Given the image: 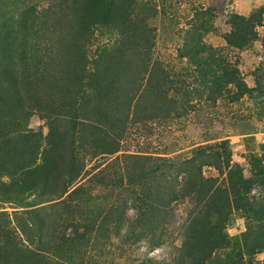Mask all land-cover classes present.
<instances>
[{
  "label": "trees",
  "instance_id": "trees-1",
  "mask_svg": "<svg viewBox=\"0 0 264 264\" xmlns=\"http://www.w3.org/2000/svg\"><path fill=\"white\" fill-rule=\"evenodd\" d=\"M53 1L39 8L37 0H0V201L21 209L12 216L0 213V264H83L81 252L94 232L100 241L109 240L128 224V241L158 230L163 236L174 206L185 203L191 205L188 221L171 264H208L217 250L228 248L225 229L235 211L249 221L241 256L216 264H253L254 255L264 250L263 160L253 161L260 173L253 186L242 181L227 152L212 147L197 148L187 159L117 156L77 183L75 161L61 169L60 160L69 150L61 149L65 138L70 136L73 146L81 128L98 129L101 121L104 129L111 126L110 141L108 135L101 141L92 134L93 150L101 145L100 154L114 155L129 119L186 112L194 97L205 95L237 100L259 88L264 92L263 83L250 88L237 66L217 55L194 26L189 35L196 39L189 40L183 55L198 73L200 87L182 90L159 63H151L153 29L145 16L135 17V0ZM229 22L227 43L244 48L259 37L264 6L249 16L231 13ZM96 28L119 31L120 39L115 48H101L90 63L86 50ZM175 90L182 99L169 95ZM149 91L151 99H145ZM34 112L46 119L47 136L28 129ZM44 142L48 146L41 152ZM207 166L226 177H206ZM52 201L57 202L51 207H38ZM89 205L93 209H83Z\"/></svg>",
  "mask_w": 264,
  "mask_h": 264
},
{
  "label": "rangeland",
  "instance_id": "rangeland-1",
  "mask_svg": "<svg viewBox=\"0 0 264 264\" xmlns=\"http://www.w3.org/2000/svg\"><path fill=\"white\" fill-rule=\"evenodd\" d=\"M251 1L135 0V17L145 16L150 28L153 29L155 38L151 48V63H159L175 81H178L175 87L182 90L199 88V75L191 65L190 59L183 55L189 40L193 37L196 39L193 34L191 36L189 34L193 27L197 26L200 33L204 34V42L216 48L217 55L222 56L229 64L237 66L241 77L250 88H256L257 82L264 85V22L257 28L258 39L250 41L244 48L231 47L226 40L232 31L229 15L236 12L245 13L248 11V6L243 3L249 5ZM257 1L264 2V0ZM37 2L39 8L54 3L53 0H37ZM253 5L252 3V7ZM204 13L206 17L200 19L198 15ZM202 20L207 23H202ZM119 39V31L96 28L86 50L90 63L97 59L101 48H115ZM154 80L158 81V75ZM258 90L237 100L230 99L225 94L222 97L215 96L213 99L208 98L207 95L203 98L194 97L192 102L194 107L186 112L179 110L169 115L158 114L137 121L129 119L124 132L117 138L121 148L114 155L100 154L103 151L101 145L99 150H93L92 134L95 132L101 141L108 135L106 140L110 141L114 135L111 126L104 129L105 122L101 121L98 129L81 128L76 134L74 147L71 146L72 138L70 136L65 138L66 142L61 149L67 148L70 151L74 149V152L71 155L67 153L69 150L65 151L66 154L60 160V167L63 169L71 160V163L75 161V166L81 175L77 183L86 178L85 172L90 176L96 174L117 156H149L159 160L187 159L197 148L212 147L227 152L230 155L231 165L237 168L238 174L242 175V181L253 186L260 174L253 161H257V158L263 160L264 167V92ZM151 93L145 99H151ZM169 95L176 100L182 99L178 90L170 92ZM29 119V130L42 131L44 136L48 135L49 127L46 119L41 118L37 112H34ZM105 132L108 133L104 134ZM47 146L44 142L41 152ZM58 149L60 147L56 146L55 150ZM203 172L206 177L220 179L226 177L213 166L204 167ZM2 181L9 182L10 178L4 177ZM114 195L117 196L116 193ZM55 202L57 201L42 203L38 207H51ZM113 203L114 200L111 201V204ZM175 206L172 211L175 217L172 224L167 226V232L163 236L158 230L153 234L150 232L141 236L137 242L128 241V224L122 227L119 235L112 234L109 240L104 238L100 241L97 233L94 232V239L92 238L89 246L83 248L81 252L84 254L83 264H171L176 248L181 245L184 224L188 221L187 209L191 207L186 203ZM88 208L93 209L91 205L83 207L86 211ZM16 210L21 209L0 201V213L4 212L12 216ZM134 214L135 211L130 208L127 218L131 219ZM248 225L249 221L242 212L232 213L225 229L231 245L217 250L208 260V264L226 260L229 255L241 256L243 238ZM68 234L72 232L69 231ZM156 241L158 242L155 244ZM77 256L81 261L82 256ZM253 264H264V250L254 255Z\"/></svg>",
  "mask_w": 264,
  "mask_h": 264
},
{
  "label": "crops",
  "instance_id": "crops-1",
  "mask_svg": "<svg viewBox=\"0 0 264 264\" xmlns=\"http://www.w3.org/2000/svg\"><path fill=\"white\" fill-rule=\"evenodd\" d=\"M252 3L254 4L253 7H252ZM243 5L248 6V11H246L245 13H238V12H236V13L243 15V16H249L254 9L264 6V2L259 3L257 0H252L251 3H249V5L246 4V2L243 3Z\"/></svg>",
  "mask_w": 264,
  "mask_h": 264
}]
</instances>
